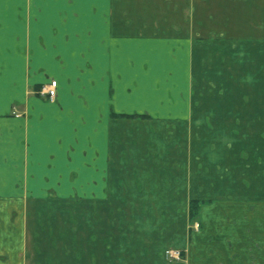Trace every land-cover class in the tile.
Wrapping results in <instances>:
<instances>
[{"label": "crops", "instance_id": "0c3cea01", "mask_svg": "<svg viewBox=\"0 0 264 264\" xmlns=\"http://www.w3.org/2000/svg\"><path fill=\"white\" fill-rule=\"evenodd\" d=\"M0 264H264V0H0Z\"/></svg>", "mask_w": 264, "mask_h": 264}, {"label": "flooded vegetation", "instance_id": "af4514ba", "mask_svg": "<svg viewBox=\"0 0 264 264\" xmlns=\"http://www.w3.org/2000/svg\"><path fill=\"white\" fill-rule=\"evenodd\" d=\"M52 81H56V80H51L48 84H50ZM57 82V81H56ZM48 84H44V85H41L36 91H35V94L37 93V91L39 90V89H41V87H43V86H45V85H48ZM57 94H58V82H57V89H56V97H55V99L53 100V101H51L49 98H44V97H42L41 95H38V94H36V95H38L39 97H41V98H44V99H46V100H48V101H50V102H55L56 101V99H57ZM118 116H120V117H123V116H126V115H124V114H121V115H118ZM134 116H136L137 117V115H134ZM131 117H133V116H131ZM191 201H193V200H191ZM190 201V202H191ZM201 201V200H200ZM203 201V200H202ZM204 201H207V200H204ZM190 202H189V209H188V212L190 211ZM200 220L199 219H196L194 222H190V213L188 214V234L189 235H191V233L193 232V231H198V230H200L201 229V224H200V222H199ZM172 253H176V254H179V258H175V257H173L171 254ZM185 253H186V251L185 250H179V249H175V248H169V249H167V250H165V252H164V257H165V259L167 260V261H169V262H181V261H183V260H185Z\"/></svg>", "mask_w": 264, "mask_h": 264}, {"label": "built area", "instance_id": "2783aa9c", "mask_svg": "<svg viewBox=\"0 0 264 264\" xmlns=\"http://www.w3.org/2000/svg\"><path fill=\"white\" fill-rule=\"evenodd\" d=\"M56 89H57V82L52 81L50 84L41 87V89H39L36 94L41 95L44 98L47 97L51 101H53L56 97ZM171 255L175 258H179V254L172 253Z\"/></svg>", "mask_w": 264, "mask_h": 264}, {"label": "trees", "instance_id": "16d2710c", "mask_svg": "<svg viewBox=\"0 0 264 264\" xmlns=\"http://www.w3.org/2000/svg\"><path fill=\"white\" fill-rule=\"evenodd\" d=\"M136 117V116H133ZM207 201L193 200L190 202V222H194L196 219L200 217V210L203 205H205Z\"/></svg>", "mask_w": 264, "mask_h": 264}, {"label": "rangeland", "instance_id": "374dc122", "mask_svg": "<svg viewBox=\"0 0 264 264\" xmlns=\"http://www.w3.org/2000/svg\"><path fill=\"white\" fill-rule=\"evenodd\" d=\"M199 219V218H198Z\"/></svg>", "mask_w": 264, "mask_h": 264}]
</instances>
